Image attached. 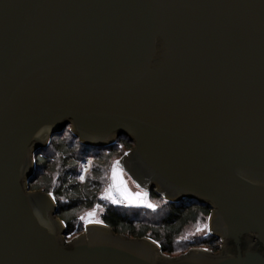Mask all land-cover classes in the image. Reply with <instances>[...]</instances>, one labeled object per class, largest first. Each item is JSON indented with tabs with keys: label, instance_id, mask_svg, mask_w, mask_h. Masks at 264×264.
<instances>
[{
	"label": "water",
	"instance_id": "obj_1",
	"mask_svg": "<svg viewBox=\"0 0 264 264\" xmlns=\"http://www.w3.org/2000/svg\"><path fill=\"white\" fill-rule=\"evenodd\" d=\"M68 125L129 137L121 167L210 205L223 250L171 257L101 221L65 240L30 183ZM0 264H264V0H0Z\"/></svg>",
	"mask_w": 264,
	"mask_h": 264
},
{
	"label": "trees",
	"instance_id": "obj_2",
	"mask_svg": "<svg viewBox=\"0 0 264 264\" xmlns=\"http://www.w3.org/2000/svg\"><path fill=\"white\" fill-rule=\"evenodd\" d=\"M68 130L70 125L62 134L54 135L47 147L35 152L37 168L30 183V188H41L54 194L57 214L66 222L68 234L83 231L80 215L93 210L98 203L99 219L117 233L152 237L161 244L164 253L173 254L176 241L185 229L210 216L212 207L196 199L167 201L155 209L102 200L100 194L109 182L112 165L116 158L134 146V142L123 135L112 145L93 146L82 143ZM65 132L71 136L64 138ZM91 156L95 157V162L85 180L80 181L81 164ZM149 195L151 199H161L155 187L151 188ZM191 244L218 250L220 237L209 234Z\"/></svg>",
	"mask_w": 264,
	"mask_h": 264
},
{
	"label": "rangeland",
	"instance_id": "obj_3",
	"mask_svg": "<svg viewBox=\"0 0 264 264\" xmlns=\"http://www.w3.org/2000/svg\"><path fill=\"white\" fill-rule=\"evenodd\" d=\"M68 131L71 132V127H70V130H68ZM70 136H71V134L69 132H65V134H64L63 137L66 138V137H70ZM127 152H125L124 154H121V156H119L118 158H116V161L119 160L121 162V159L126 156ZM91 157H93V156H91ZM94 162H95V157H94ZM93 163H92V165H93ZM92 165H91V168H92ZM81 170H82V164H81L80 173H81ZM90 170L85 173L83 179H80V177H78V179L80 181H84L85 178H86V176L90 172ZM122 170H123L124 179L127 181V186H128V188L133 193H135V192L147 193V198H146V201H145V205H143V207L150 208V207H147V204L148 203H151L153 205H156V207H157L158 204L169 201L168 199L164 198L162 195H161V199H159V200H157V199H155V200L154 199H151L150 198V195H149V192H146L145 190L141 189L140 187H137V184L134 182L132 176L125 169L122 168ZM111 176H112V169L110 171L109 180H110ZM155 189L157 191V187L156 186H155ZM31 190H39V189L31 188ZM40 190H43V189L40 188ZM125 202L128 205H131V206H133V205L134 206H141L140 205V202H133V203H129L127 201H125ZM155 208H152V209H155ZM92 211H95L96 212V215L94 217H92L91 218V222H89L88 221V217H87V213L88 212H92ZM82 216L85 217V219H83V220L80 219V217H82ZM80 217H79V220L80 221L82 220L83 221V225H84L83 231L80 232V233L67 234L64 237L65 240L70 241L71 239H74V238L79 237L80 235H82L83 232H84V230H85V225L87 223L90 224V223H93L95 221H101L99 219V211H97V209H93V210L84 212L82 215H80ZM204 225H207V228H204ZM197 228H202L203 231L198 232L197 231ZM211 232L213 233V231H212V222L210 221V218L208 217L205 220L204 219H201L197 223L191 224V225H189L185 229L184 233L176 241V244H175V252L173 254H167V253H165V254L166 255H169L171 257H178V256H181L183 254L188 253L193 248L194 249H199L201 247H205V246H202V245H195V246H190V245H192L191 243H194L195 241H198L200 238L207 237L209 234H211ZM215 253H217V252H215Z\"/></svg>",
	"mask_w": 264,
	"mask_h": 264
},
{
	"label": "snow or ice",
	"instance_id": "obj_4",
	"mask_svg": "<svg viewBox=\"0 0 264 264\" xmlns=\"http://www.w3.org/2000/svg\"><path fill=\"white\" fill-rule=\"evenodd\" d=\"M81 179H83V177H81ZM111 179H112V184H110L109 187L105 189V194L102 197V199L110 200L113 204L122 203L124 201H127L129 203L146 201L147 193H142V192L133 193L128 188L127 181L124 179L123 170L119 160L115 161L112 166ZM137 187L139 186L137 185ZM114 192L119 193L122 199H117L116 195H114ZM147 207L155 208L156 205L148 203ZM95 215H96L95 211L88 212L87 213L88 221L91 222V218L94 217ZM80 219L83 220L85 219V217L82 216L80 217ZM204 228H207V225H204ZM197 231L200 232L203 231V229L197 228Z\"/></svg>",
	"mask_w": 264,
	"mask_h": 264
},
{
	"label": "built area",
	"instance_id": "obj_5",
	"mask_svg": "<svg viewBox=\"0 0 264 264\" xmlns=\"http://www.w3.org/2000/svg\"><path fill=\"white\" fill-rule=\"evenodd\" d=\"M94 162V157H87L83 162H82V170H81V173L79 175L80 179L81 177L84 178V175L86 172H88L90 169H91V165L92 163ZM112 184V179L110 178L107 186L104 188V190L101 192L100 194V198L102 199V197L104 196L105 194V189H107L109 187V185ZM114 195H116L117 199H122V197L120 196L119 193L117 192H114ZM102 200H106V199H102ZM123 203H126L125 201L122 202L121 204ZM99 206V204H95L94 205V209H97ZM220 248L218 250H215L214 248L212 247H201V249L205 250V251H208V252H212V253H215V252H220L223 250V242H222V239L220 238Z\"/></svg>",
	"mask_w": 264,
	"mask_h": 264
},
{
	"label": "flooded vegetation",
	"instance_id": "obj_6",
	"mask_svg": "<svg viewBox=\"0 0 264 264\" xmlns=\"http://www.w3.org/2000/svg\"><path fill=\"white\" fill-rule=\"evenodd\" d=\"M126 164H127L128 167H130V168H131V167H132V168L134 167L133 164L131 163V161H129V160L126 161Z\"/></svg>",
	"mask_w": 264,
	"mask_h": 264
}]
</instances>
